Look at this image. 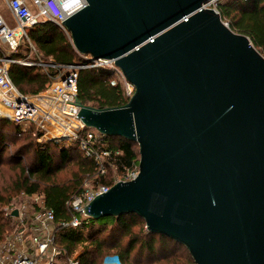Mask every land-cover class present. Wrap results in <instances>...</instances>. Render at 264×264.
Masks as SVG:
<instances>
[{"label":"water","instance_id":"water-1","mask_svg":"<svg viewBox=\"0 0 264 264\" xmlns=\"http://www.w3.org/2000/svg\"><path fill=\"white\" fill-rule=\"evenodd\" d=\"M215 1L85 0L62 23L76 53L113 61L134 88L119 108L74 96L85 127L139 155L137 177L84 215L135 214L193 264H264V57Z\"/></svg>","mask_w":264,"mask_h":264},{"label":"trees","instance_id":"trees-1","mask_svg":"<svg viewBox=\"0 0 264 264\" xmlns=\"http://www.w3.org/2000/svg\"><path fill=\"white\" fill-rule=\"evenodd\" d=\"M215 10L221 20L235 33L249 39L253 47L264 57V0H226L215 4ZM30 41L45 59H51L57 65H73L84 60H77V54L63 33L51 22H42L33 27L28 34ZM15 53L12 57H21ZM4 55L0 52V59ZM52 70L40 73L36 68H26L17 64L9 66L8 78L16 90L23 95H39L44 92L54 78ZM114 76L101 69H81L77 79V99L84 105L96 109L119 108L127 103L122 84L110 85ZM12 127V138H25L17 155H29L27 163L17 159L19 182L16 190L25 196L39 195L44 205L54 214L55 223L70 220L66 203L80 194L85 181L93 186H112L108 174L99 175L94 161L86 159L75 142L68 139L50 140L38 143L32 136V129L5 121ZM8 136L0 130V164L7 148ZM13 140V141H14ZM67 142L68 146L60 143ZM101 142L111 153L114 168L122 172L138 166V148L133 142L118 137L101 136ZM114 142L115 145L111 143ZM75 153L74 156L71 155ZM58 160L57 163L54 159ZM13 158V157H12ZM73 165L64 175L62 169ZM1 205V200H0ZM7 217V216H6ZM8 218V217H7ZM0 216V244L8 232V220ZM135 214L119 218L86 219L78 228H56L55 244L65 258L74 259L78 264H100L107 255H115L120 264H134L136 255L152 257L146 264L158 260H175V253L180 245L162 235L150 234L141 230L145 224ZM142 226L135 235L133 227ZM122 238L126 242L121 244ZM179 245V246H178ZM183 247V246H182ZM181 248V247H180ZM173 256V258H171ZM161 257V258H158ZM185 264H192L189 258Z\"/></svg>","mask_w":264,"mask_h":264},{"label":"built area","instance_id":"built-area-1","mask_svg":"<svg viewBox=\"0 0 264 264\" xmlns=\"http://www.w3.org/2000/svg\"><path fill=\"white\" fill-rule=\"evenodd\" d=\"M217 1L210 4L215 5ZM85 6V0H0V44L13 52L25 47V54L21 57L4 56L0 59V119L22 125L25 128L23 131L31 128L32 136L38 142L42 139L75 142L82 155L95 162L98 174L105 175L107 167H114L111 153L105 149L99 133L85 127L78 119L79 108L73 105L74 96L77 97L79 70L91 68L109 72L114 76L110 85L122 84L127 101L132 97L134 88L125 81L113 61H94L88 55L76 53L87 62L86 65L80 61L73 65L54 64L37 51L26 32V29H32L39 23L51 22L71 43L70 34L62 23ZM1 8L8 11L12 25L5 21ZM13 64L36 68L43 74L55 70L48 91L40 95L19 93L8 78L9 66ZM123 174L124 177L118 182L134 180L138 175V166L124 169ZM110 187L93 186L85 181L82 192L66 203L70 220L57 224L43 199L38 210L26 219L23 217L25 208L19 210L16 218L21 228L0 244V264H78L74 259L65 258L62 250L56 246V228H78L89 218L84 215V208ZM103 264L120 263L116 256H106Z\"/></svg>","mask_w":264,"mask_h":264},{"label":"rangeland","instance_id":"rangeland-1","mask_svg":"<svg viewBox=\"0 0 264 264\" xmlns=\"http://www.w3.org/2000/svg\"><path fill=\"white\" fill-rule=\"evenodd\" d=\"M219 1L224 2L226 0H219ZM207 8L215 9V5L210 4L209 6H207ZM1 11H2V15H3L5 21L8 24L12 25L13 23H12V20H11L9 14H8V11H6L4 8H1ZM223 23H225V22H223ZM225 24H227V23H225ZM227 26H228V24H227ZM30 31H31V29H26V32L28 34L30 33ZM0 52L5 57L13 56V54H15V53H19V54L23 55V54H25V47L22 46L18 50L13 52L12 50H9L5 45L0 44ZM27 54H29V53L27 52ZM76 59L82 60L78 57V55H77ZM52 73L55 74L56 71L52 70ZM47 91H48V89H46L41 94H44ZM5 121L6 120L3 118L0 119V130H1L2 134L8 136L7 148L5 149L4 154L2 155V160H1L2 164H0V200H1L0 216L3 219H6L8 217L7 220L9 222H8V232L6 233V238H7V237H10L14 232L18 231L21 228L20 224L18 223L19 220L16 217H13V218L10 217V214H12V212L14 210H17V211L20 210L21 211V209L25 208V213L23 214V217L26 219V217L31 216L36 210H38L42 197L39 195H34L33 197L25 196L21 192H18L16 190L17 184L19 182V169L16 167L17 159L21 161V164L25 165L27 163L29 155L23 154L21 157H19L17 155L16 156L17 159H16V157H14V155H16V153H18L20 146L23 144V142H25L24 141L25 138L14 140L12 138V136H13L12 135V127L7 126L5 124ZM95 132H96V130H95ZM99 136L101 137L102 135L99 134ZM46 141L47 140L42 139L40 142H38V141H36V142L43 143ZM60 144H62L64 146H68L67 142H65V141L60 143ZM111 144L115 145L114 142H112ZM71 155L74 156L75 153L71 152ZM54 162L55 163L58 162V160L56 159V156H55ZM73 168H74L73 165L69 164L65 168L62 169V171H61V173H59V175H61V174L64 175L68 170H72ZM106 173L108 174L107 175L108 179H110L113 182V185L115 183H117L118 181L122 180V178L125 175L122 172L117 171V169L114 167H107ZM106 173H105V175H106ZM24 225H25V223H24ZM141 227L142 226L133 227V232L135 235H138L141 230L146 231L145 227H143V229L140 230ZM125 242H126V238H122L121 244H124ZM180 247H179V249H177V252L175 253V260L166 261V262L163 260H158L157 262H155L153 264H185V261L187 258H189V260L192 262V259H191L190 255L188 254V251L184 247H182V246H180ZM107 256H115V255L112 254V255H107ZM158 258H161V257H158ZM171 258H173V256H171ZM150 259H152V257L147 256V255L143 258H139L138 255H136V258H135V260H133V262H134V264H146ZM101 260L102 261L100 264H103L104 259H101ZM192 264H193V262H192Z\"/></svg>","mask_w":264,"mask_h":264},{"label":"bare ground","instance_id":"bare-ground-1","mask_svg":"<svg viewBox=\"0 0 264 264\" xmlns=\"http://www.w3.org/2000/svg\"><path fill=\"white\" fill-rule=\"evenodd\" d=\"M57 132V131H56ZM60 132V131H59Z\"/></svg>","mask_w":264,"mask_h":264}]
</instances>
